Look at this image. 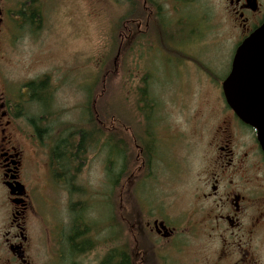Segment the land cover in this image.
<instances>
[{"label": "rangeland", "instance_id": "obj_1", "mask_svg": "<svg viewBox=\"0 0 264 264\" xmlns=\"http://www.w3.org/2000/svg\"><path fill=\"white\" fill-rule=\"evenodd\" d=\"M43 1V19L17 25L19 35L4 40L0 65V75L14 82L13 88L44 81L52 94L41 108L31 100H13L22 104L18 134L29 158L23 181L33 212L28 256L32 264H98L120 240L129 241L120 234L121 227L130 228L121 223L120 196L126 220L137 187L144 195L160 196L171 209H188L204 166L200 133L218 112L235 44L229 31H216L210 0H148L152 15L140 12L141 0ZM140 17L149 28L163 21L169 44L156 38L158 31H131L132 20ZM182 18L198 31H182ZM125 28L131 39L123 42ZM146 104L151 109H144ZM109 114L128 127L124 137L133 132L140 146H156L149 171L131 169L114 185L109 180L120 173V159L106 144ZM93 129L103 132L98 139L90 134ZM68 139L80 140L81 149L70 163L67 157L60 162L70 164L69 175L56 177L52 152ZM78 164L80 171L71 174ZM2 196L0 190V227L7 219ZM70 240L85 249L72 250Z\"/></svg>", "mask_w": 264, "mask_h": 264}, {"label": "flooded vegetation", "instance_id": "obj_2", "mask_svg": "<svg viewBox=\"0 0 264 264\" xmlns=\"http://www.w3.org/2000/svg\"><path fill=\"white\" fill-rule=\"evenodd\" d=\"M210 2L216 31H229L234 52L264 24V0ZM44 4L43 0H0V65L4 40L19 35V31H14L17 25L30 19L40 22ZM140 21V18L132 20L136 28L131 31H158L161 43H168L169 37L161 26L163 21L155 28ZM182 31H198V28L182 18ZM121 38L123 41V32ZM13 83L0 75V190L4 193L1 207L7 213L0 227V264H32L28 256L27 228L33 212L30 192L23 182L29 173V158L19 139L16 114H23L22 104L30 100L40 108L47 106L52 94H48L44 81H25L16 89ZM36 84H40L38 89ZM14 98L22 104L13 101ZM218 101V112L207 119L205 130L200 133L204 166L195 182L188 209H171L160 196L144 195L137 187L132 193L130 220H126L120 196L121 223L130 224L129 229L123 226L121 230V236L127 234L129 241L125 244L120 240V262L127 251L129 264H264V154L256 131L237 118L223 95ZM25 139L29 142L30 137L25 135ZM79 148L78 139L55 145L52 154L57 165L51 167L58 171L54 173L56 177L65 178L70 173V164L62 167L57 159L67 157L70 163ZM82 149L85 157L86 147L83 145ZM150 149L152 153L145 155L144 147L136 146L134 160L141 162L138 173L154 159L156 146L153 144ZM79 171V164L72 165L71 174ZM18 184L24 187L22 195L18 196L17 192L11 195ZM85 233L83 230L84 237ZM191 253L194 257H189Z\"/></svg>", "mask_w": 264, "mask_h": 264}, {"label": "water", "instance_id": "obj_3", "mask_svg": "<svg viewBox=\"0 0 264 264\" xmlns=\"http://www.w3.org/2000/svg\"><path fill=\"white\" fill-rule=\"evenodd\" d=\"M221 91L237 118L256 131L264 154V24L235 49ZM18 185L11 195H22L24 187Z\"/></svg>", "mask_w": 264, "mask_h": 264}, {"label": "trees", "instance_id": "obj_4", "mask_svg": "<svg viewBox=\"0 0 264 264\" xmlns=\"http://www.w3.org/2000/svg\"><path fill=\"white\" fill-rule=\"evenodd\" d=\"M138 1H140V0H138ZM141 1H142V5L140 8V12L146 11L147 13H149V15H152L153 14V11H152L153 8L151 7V4H149L148 0H145V3H143V0H141ZM140 19H141V17H140ZM142 19L140 22H142ZM28 23L31 25V24H34L35 22L33 19H30V21H28ZM130 33H131V31L128 30L127 28H125V31L123 32V42L128 38L131 39ZM156 38H157V35H156ZM162 45L165 47V44H162ZM184 58H187V60H190L189 57H184ZM184 58L182 57V59H184ZM41 85L43 86V88H45L44 83H41ZM35 86H36V89L39 88V84H36ZM141 94L144 95V93H142V92H141ZM147 98H148V96H147ZM147 106H149L151 109V106L148 104L145 105L144 109H146ZM153 108L154 107L152 106V109ZM115 117L116 116H114L112 114H109L106 117V125H107V131H106L107 132V138H106L107 142H106V144H107V146L109 145L110 147H112L113 150L116 151L115 156L119 157V159H120V160L118 159L119 160L118 163H119V168H120L119 172L120 173L118 174V176L116 175V177L110 178L109 181H110L111 185H114L116 183V181L119 179V177L120 178H126V175L131 172V169L133 171L132 174H135L137 172V170L139 169V167L141 166L140 161L135 162V160H134L135 155L137 154L136 153V146L141 145V144L139 143L136 135L133 132H131L129 135H127V137H124V136H126V133H128V127L126 126V124H124V122L122 123V121L119 119V117H116V118ZM146 120H147V118H146ZM93 121H94V119H92V117H91V120H89V123H93ZM110 126H114L115 129H111ZM94 132L97 134V135H95L96 139H98L103 133L102 131H99V133H97L93 129L92 131H90V134L93 135V134H95ZM82 138H86V140H87V138H89V137H86V134L82 132ZM65 140H62L61 143L64 142ZM91 140H93V139L90 136V143H95V141L92 142ZM57 145H59V143ZM142 146L144 147V150H145L144 154L145 155L147 153H148V155L152 153V150L150 149L151 145L149 143L147 145H142ZM79 149H81V146ZM60 159H62V158H60ZM130 160H131V165H130ZM57 161H58V159H57ZM61 161H63V160H59V162H61ZM144 168H148V165H145ZM148 170H149V168H148ZM108 172L112 173L109 170H108ZM110 175H112V174H110ZM123 229L124 228L121 227V230H123ZM121 230H120V234H121ZM82 235H83V233H82ZM82 240L86 242V239H82ZM85 246L83 247V249H80V248H78V245L75 246V244L72 243V240H70V247L72 248V250L74 248H76L78 250L80 249L81 251H83L85 249ZM124 248H125V246H124ZM125 254H127V251L124 253L123 261L120 262L119 261V257H120L119 248L113 249L107 255H105L100 260V262L98 264H129V262L127 261V258H126L127 256Z\"/></svg>", "mask_w": 264, "mask_h": 264}]
</instances>
